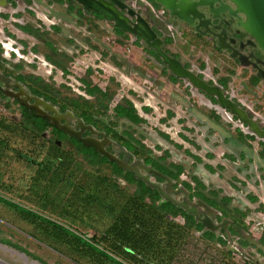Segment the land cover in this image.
<instances>
[{
    "label": "rangeland",
    "instance_id": "1",
    "mask_svg": "<svg viewBox=\"0 0 264 264\" xmlns=\"http://www.w3.org/2000/svg\"><path fill=\"white\" fill-rule=\"evenodd\" d=\"M147 1L156 11L162 10ZM25 2L22 9L13 5V12L0 7L1 86L35 104L38 113L56 116L60 124L102 144L133 166L147 185H158L162 198L165 194L179 202L187 200L196 209L191 215L203 220L204 229L193 227L188 237L180 239L169 262L165 255L144 256L112 232L115 223L132 237L140 231L134 222L128 228L122 224L133 190L113 178L112 165L91 167L71 135L61 140L50 129L37 141L22 128L1 132L0 196L87 238L97 234L101 246L127 264H242L249 253L264 264V249L242 242L254 238V225L264 224V137L259 134H264V82L256 72L240 67L184 24L170 20L163 31L155 30L164 52L224 93L230 113L216 107L225 118L200 98L189 79L174 74L140 35L122 31L102 14L66 0ZM141 7L148 21L156 18L149 5L142 2ZM156 22L161 26L157 18ZM137 26L144 31L146 24ZM5 37L11 38L9 43ZM147 39L160 48L157 38ZM33 88L49 98L30 95ZM200 91L218 103L216 95ZM9 113L5 115L16 114ZM237 121L243 125H235ZM250 125L253 133L248 131ZM155 165L181 171L171 178ZM157 229L166 231L165 226ZM115 240L120 251L113 246ZM0 260L109 264L60 242L43 230L40 221H28L4 202H0Z\"/></svg>",
    "mask_w": 264,
    "mask_h": 264
},
{
    "label": "trees",
    "instance_id": "2",
    "mask_svg": "<svg viewBox=\"0 0 264 264\" xmlns=\"http://www.w3.org/2000/svg\"><path fill=\"white\" fill-rule=\"evenodd\" d=\"M3 60L4 59L0 56V61ZM32 90L33 93L39 96L49 98L39 89L33 88ZM2 108L8 109V113L2 112ZM11 111L19 113L11 103L0 100V134L9 129L20 131V128H22V130L26 132V135L28 133L30 137H33L34 141H37L42 132L50 129L58 133V138L61 140H63L64 137H69L65 132L51 124L46 117L29 111L25 106L23 111H21V114L24 116L22 118L24 124L22 122H14L11 119H7L5 114H11L9 113ZM96 120L105 123L104 119L101 117L96 116ZM115 131L118 133V130ZM71 139L81 148L82 154L91 164V167L100 168L101 164L112 165L113 178L119 180L120 185L125 184L130 190H133L134 194L130 197V204H128L127 209L122 213V224H125L124 228H128L130 226L129 222H134L139 227L140 231L135 233L132 237L128 235L126 230L121 231V227L118 226V223H115L112 227L114 236L118 234L122 239H126V242H128L130 246H133L134 249H138L144 256L152 255L155 259H161V257L165 255L166 260L169 262L176 253L177 243L180 239L188 237L187 233L193 227L200 230L204 229L202 222L198 221L183 207L178 206L172 201L164 200L157 189L147 185L143 179L138 178L132 171L124 170L116 161H111L106 155H102L94 147H87L82 141L74 137H71ZM135 146L136 145L130 146V150ZM155 166L160 172L171 178H177L181 171V169L177 171L175 166ZM188 187H191V185H188ZM0 202H4L17 209L25 219L32 223L40 221L43 230L47 234L55 237L60 242L72 246V248H75L98 263H104L105 260H107L109 264H127L103 248L97 234L91 238H87L84 235L76 233L70 227H66L57 221L4 197L0 196ZM149 213L150 216L146 217ZM132 217L133 221H131ZM150 223L152 227H150ZM155 226L156 228H154ZM159 226H165L166 231H164V234L157 229ZM254 229L257 230V233L254 234V238L264 245V224L259 223L254 225ZM261 230L262 233H260ZM204 233L205 235H212L210 231H205ZM108 235H111V233ZM104 238L106 239V237ZM242 242L245 246L252 245L246 239H243ZM113 246L117 251H120L122 248L120 245H117V240H115ZM249 255H251V253L247 255V258L242 264H260L254 261ZM223 264L236 263L234 261H227Z\"/></svg>",
    "mask_w": 264,
    "mask_h": 264
},
{
    "label": "flooded vegetation",
    "instance_id": "3",
    "mask_svg": "<svg viewBox=\"0 0 264 264\" xmlns=\"http://www.w3.org/2000/svg\"><path fill=\"white\" fill-rule=\"evenodd\" d=\"M149 1L154 3L157 6V8L159 9L162 8V10L160 9V11H156L154 10V8L151 7V9L149 10V12L152 13L161 22V26H160L159 24H157L156 18L150 20L154 30L159 28L162 29L161 27H164L166 24H168L170 20L176 21L179 24H184L185 26L192 28L193 34H195L201 39L206 40L209 43H212L218 50H220L223 53H226V56L231 60H235L240 67L248 68L251 69L252 72H256V74L264 82V52L257 45L256 40L248 32H246L244 28H242L240 23L241 20L244 18V15L237 11L236 6L233 4L231 0H200L199 1L200 4L197 3L198 5L194 4L190 6V12L188 15L189 18L187 21L179 19L176 16H172L169 10L165 9L161 4L155 2L154 0H149ZM67 2L71 3L70 1ZM137 2L138 5L141 6V3L144 2V0L143 1L138 0ZM74 5L77 8H80L84 11H91V10H85L81 5L79 6L78 4L75 3ZM166 14L168 15V17ZM116 27L118 26L116 25ZM124 27L127 30H133V25L131 21H128L127 24L125 23ZM5 40H7V42L9 43V40H11V38L5 37ZM1 85L3 84L0 82V100L6 103L7 102L11 103L13 106H15L17 111H19V113H16L14 115H8L10 116L9 118H11V120H13L14 122H22L24 124V121H22V118L24 116L21 114V111H23L24 106L29 111L35 112L37 114L38 111L35 108V104H31L27 102L25 99L19 97L18 94L6 90ZM193 87L194 90L197 92V94L203 97L202 100L204 102L206 103L209 102L210 104L215 105L207 96L201 93L200 90H203V88L197 86L196 84H193ZM29 92L31 93L30 95L32 96L34 95L39 96L37 94H33L31 91ZM221 94H222L221 100L227 99L223 92ZM213 95H216V93H213ZM225 101L226 104L223 103L219 104L218 102L216 106L219 107L222 111H224V113H227L228 111L226 109V106L227 105L229 106L231 103L228 100ZM8 116L5 117L8 118ZM44 117H46L48 121L51 123V121L47 116ZM231 120H233V118ZM239 122L243 125L241 121Z\"/></svg>",
    "mask_w": 264,
    "mask_h": 264
},
{
    "label": "water",
    "instance_id": "4",
    "mask_svg": "<svg viewBox=\"0 0 264 264\" xmlns=\"http://www.w3.org/2000/svg\"><path fill=\"white\" fill-rule=\"evenodd\" d=\"M66 1H70L72 3L78 4L79 6L81 5V6H83V8L85 10H91V11H95V12H98V13L102 14L106 20L114 22L122 31L128 32L130 34L140 35L143 38V40L150 47H153V48L156 49L158 55L163 59L164 63H166L169 66V68L172 70V72L174 74H176L178 77L189 79L190 83L194 84V81H193L192 77H190L189 75H178L175 72V70L172 67L171 63L166 58V56H168L169 58L172 57V56L168 55L162 49V47H161L162 40L158 37L157 32L153 29L152 23L150 21H148L145 17L142 16L143 15L141 13L142 9L141 10H137V9L134 8L135 5L131 4L130 0H119L120 3L123 4V6H121L120 3H118V2H115L114 5H116L117 8L120 9L122 14H126V15H128L130 17V21L134 25L133 30H124L123 27L117 22V20L115 18L107 16L106 12L104 10L100 9V8H96V7H93L91 5H88L87 4V0H66ZM89 1H99V0H89ZM154 1L159 3V4H161L165 9L169 10L172 16H176L179 19H182L184 21H187L188 18H189L188 15H189V12H190V6H192L190 1L200 4V2H199L200 0H154ZM231 1L236 6L237 11L244 15V18L241 20V23H240L242 28H244V30H246V32H248L256 40L257 45L264 52V0H231ZM111 2H113V0H105V3L110 4ZM139 22H144L146 24V26L150 29V31L153 34L154 38H157L160 41V46H159L160 48H157V46H155L151 41H149V39H147V37L145 36L143 31L141 29H139V27L137 26ZM160 49H161V51H160ZM172 58H174V57H172ZM0 75H1V73H0ZM211 87H213V86H211ZM214 88H216V87H214ZM203 90H205L208 94L213 95V93H210L206 89L203 88ZM216 95L218 96L219 104H221L220 103L219 94H216ZM200 98L202 99L203 97L200 96ZM38 100H39V102L42 101V99H40V98ZM42 103H43V101H42ZM213 106H215V108L224 116L223 112L220 111L216 107V105H213ZM227 107H228V105L226 106V108ZM37 114L38 115H42V116H47L54 126L64 130L68 135L76 137L78 140L82 141V143L85 146L94 147L102 155H106L111 161H116L118 163V165L120 167H122L124 170H130V171H133V172L135 171L134 174L138 178H141V179L147 181V179L145 177H143V176L140 177L138 175V173H136V169H134L133 166L126 165L123 160H120L116 156H114V155L110 154L109 152H107L102 147V144H100L96 140L91 139V138H84L79 133H76L75 131H73V129L68 128L66 125L60 124L59 121H58V118L56 116H51L50 117V116H48V115H46L44 113H38V112H37ZM258 117H259V115L255 114V118H258ZM239 123H240L239 121L234 122L235 125H239ZM248 128H249L248 129L249 133H253L252 131H250L251 128H253V127L250 125V127H248ZM254 131H255V133L258 132L256 130H254ZM259 134H261V136L264 137V134H262V133H259ZM119 150L122 151L123 148L119 149ZM149 185L151 187H154V186L158 187V190L160 191L158 185H153V184H150V183H149ZM160 193H161V191H160ZM163 197H164L163 198L164 200H167V201L170 200V201L174 202L175 204H177L178 206L183 207L190 214L196 213V209L190 207L189 206V202L187 200H185L183 202H179L176 199H173L172 197H169V196H167L165 194L163 195ZM201 204H203L208 209V211H210L212 214H214V211L210 207H208L206 204H204L202 202H201ZM197 219L200 222L203 221L200 218H197ZM208 219L211 220L210 217H208ZM248 240L250 241V243L255 244L256 246L262 247L264 249V245L259 243L256 239L248 237ZM23 255L25 257H27L26 254H23ZM0 264H6V263L0 262Z\"/></svg>",
    "mask_w": 264,
    "mask_h": 264
},
{
    "label": "bare ground",
    "instance_id": "5",
    "mask_svg": "<svg viewBox=\"0 0 264 264\" xmlns=\"http://www.w3.org/2000/svg\"><path fill=\"white\" fill-rule=\"evenodd\" d=\"M115 2H118V1L113 0V2L108 4V3H105V0H99V1H89V0H87V4L88 5H91L93 7L100 8V9L104 10L106 12L107 16L115 18L117 20V22L123 27V29L127 30L124 26H125V23L127 24V22L130 21V19H129L128 16L122 14L121 11L117 7H115V5H114ZM190 3L192 5H194V4L196 5L197 4V3L192 2V1H190ZM144 29L145 30L144 31L142 30V31H143V33L145 34L146 37L148 35L153 37V34L149 30V28H147V26L144 27ZM160 51H161V49H160ZM166 58L169 60V62L171 63L172 67L174 68L175 72L178 75H189L190 77H192V79L194 81V84H196L199 87H202V88L206 89L210 93L219 94L220 103L226 104L225 100H227V99L221 100L222 91H220L217 87L214 88V87H211V86L207 85L206 82H204L201 79H199L192 71L187 70L186 68H184L179 60L171 58V57L169 58L168 56H166ZM0 262L3 263V261H1V260H0ZM34 264H38V263L34 262Z\"/></svg>",
    "mask_w": 264,
    "mask_h": 264
},
{
    "label": "crops",
    "instance_id": "6",
    "mask_svg": "<svg viewBox=\"0 0 264 264\" xmlns=\"http://www.w3.org/2000/svg\"><path fill=\"white\" fill-rule=\"evenodd\" d=\"M16 3L18 4L20 9L25 8L27 6L25 0H0L1 10L2 9H5V10H11L12 9V12L16 11L13 8V5H15Z\"/></svg>",
    "mask_w": 264,
    "mask_h": 264
},
{
    "label": "built area",
    "instance_id": "7",
    "mask_svg": "<svg viewBox=\"0 0 264 264\" xmlns=\"http://www.w3.org/2000/svg\"><path fill=\"white\" fill-rule=\"evenodd\" d=\"M138 0H130V2H131V4H134L135 5V9H137V10H141V9H143V8H141V6H139L138 5V2H137ZM143 1V0H142ZM144 4H145V7H148V5H149V7L151 8L152 6L150 5V3L147 1V0H144ZM141 8V9H140ZM153 8V7H152ZM155 10V9H154Z\"/></svg>",
    "mask_w": 264,
    "mask_h": 264
}]
</instances>
